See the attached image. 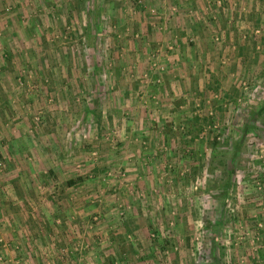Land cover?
I'll return each instance as SVG.
<instances>
[{
	"label": "rangeland",
	"instance_id": "374dc122",
	"mask_svg": "<svg viewBox=\"0 0 264 264\" xmlns=\"http://www.w3.org/2000/svg\"><path fill=\"white\" fill-rule=\"evenodd\" d=\"M0 194V264H264V0H0Z\"/></svg>",
	"mask_w": 264,
	"mask_h": 264
},
{
	"label": "crops",
	"instance_id": "0c3cea01",
	"mask_svg": "<svg viewBox=\"0 0 264 264\" xmlns=\"http://www.w3.org/2000/svg\"><path fill=\"white\" fill-rule=\"evenodd\" d=\"M181 23V19H177V24H180ZM181 28H183V27H179V29H181ZM76 185V184H75ZM76 188V187H75ZM16 196H18V197H24L25 195L23 194L22 196H21V194L20 193H18ZM55 196H58V199H56L57 201H55V202H53L52 200H54V199H50V200H48L47 202H45V205L46 206H48L49 207V209H55V212H56V215L58 214V212H60L59 213V215L58 216H61V217H63V224H59L60 226V229H59V231H58V235H59V237L61 238H64V240H65V238H66V233H67V231H68V229H67V226H68V224H72L71 223V219H68L69 217V212H73V214L76 216V217H78V216H80V217H83V216H85L88 212H89V210H87V209H89V208H91V210H92V207H93V205H95L94 203H92L91 202V200L90 199H88V198H86L85 196H88V194H85L84 192H81V193H59V192H57V193H55V195H52V197H55ZM4 196L2 195V194H0V205H1V210L2 209H5V206L3 205V203H2V198H3ZM11 197H13V196H11ZM42 199H45V198H49L48 196H46V195H43V196H40ZM27 199V198H26ZM22 200V199H21ZM28 200V199H27ZM11 204H13V202H11ZM3 205V206H2ZM52 205V206H51ZM51 206V207H50ZM103 209L104 210H106L105 208H104V206H103ZM44 210V212H46V208H44L43 209ZM17 213H16V217L15 218H12V219H9V222H10V224H12V225H15L16 226V231L18 232L19 231V229L21 228V227H18L19 225L20 226H22L23 227V229H24V227L25 226H27V224L30 226V228H31V230H30V232L33 234L32 235V238H33V242H31L30 241V243H31V245H32V247L34 248V249H37V248H39V247H41L42 245H44V243L47 241L46 239H45V237L43 238V240L41 241V239L39 238V232L40 233H43V231H44V228L43 227H41V226H38L39 225V223H38V221H40L38 218H37V221L34 219V217H33V215H31L32 217H30V215L29 214H27V211H28V207H27V210H26V214L24 215V216H22V209L20 208L19 210L17 209ZM14 214V213H13ZM45 216V215H44ZM54 216V215H53ZM27 217H28V219H27ZM71 217V216H70ZM41 218H43V216L41 217ZM56 218H57V216H56ZM74 225H75V223H73ZM11 225V226H12ZM14 231H15V229H14ZM14 232H11V234H13ZM6 234V233H5ZM9 234V233H8ZM7 234V235H8ZM18 235H19V232L17 233ZM44 234V233H43ZM2 235H3V237L5 236L4 235V232H2ZM14 235V234H13ZM4 239H5V241L7 240L6 239V236L4 237ZM19 239H20V237H19ZM67 240V239H66ZM18 242H20V240H18ZM27 243V242H26ZM28 243H29V241H28ZM96 244H99V241H98V243L96 242V241H92L91 242V248H93L94 246H96ZM4 246H6V242L4 243V244H1L0 245V247H3V250H5V251H8L9 253H11L6 247H4ZM112 246L113 247H115V248H117V247H119L118 245H116V243L115 242H113V244H112ZM96 247H98V246H96ZM133 247H135V246H133ZM91 252V251H90ZM98 253H100V252H98ZM96 254V253H95ZM88 255L86 254V256L85 257H87ZM27 258H26V262L28 263V264H39V259H37V258H35V257H29L28 258V256H26ZM88 257H90V256H88ZM90 261H86V263H88V264H92V261H91V258L89 259Z\"/></svg>",
	"mask_w": 264,
	"mask_h": 264
}]
</instances>
